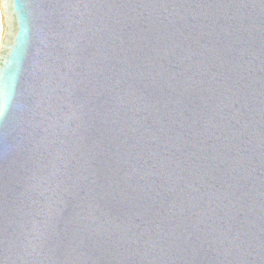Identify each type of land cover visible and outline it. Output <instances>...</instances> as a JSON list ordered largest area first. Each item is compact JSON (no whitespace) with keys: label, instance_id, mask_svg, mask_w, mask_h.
<instances>
[{"label":"water","instance_id":"water-1","mask_svg":"<svg viewBox=\"0 0 264 264\" xmlns=\"http://www.w3.org/2000/svg\"><path fill=\"white\" fill-rule=\"evenodd\" d=\"M0 18V264H264V0Z\"/></svg>","mask_w":264,"mask_h":264},{"label":"bare ground","instance_id":"bare-ground-1","mask_svg":"<svg viewBox=\"0 0 264 264\" xmlns=\"http://www.w3.org/2000/svg\"><path fill=\"white\" fill-rule=\"evenodd\" d=\"M0 31L2 32L1 18H0Z\"/></svg>","mask_w":264,"mask_h":264},{"label":"built area","instance_id":"built-area-1","mask_svg":"<svg viewBox=\"0 0 264 264\" xmlns=\"http://www.w3.org/2000/svg\"><path fill=\"white\" fill-rule=\"evenodd\" d=\"M0 36H1V31H0Z\"/></svg>","mask_w":264,"mask_h":264}]
</instances>
